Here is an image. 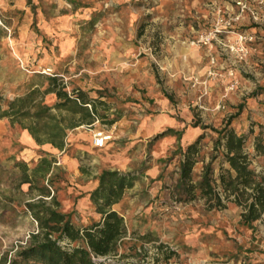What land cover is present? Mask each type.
<instances>
[{
    "label": "rangeland",
    "instance_id": "374dc122",
    "mask_svg": "<svg viewBox=\"0 0 264 264\" xmlns=\"http://www.w3.org/2000/svg\"><path fill=\"white\" fill-rule=\"evenodd\" d=\"M236 1L0 0V98L20 93L31 74L50 76L40 72L50 67L71 95L79 85L91 86L87 96L97 105V121L68 134L65 151L56 154L50 172L38 181L54 194L58 209L70 212L74 223L86 224L96 217L88 202L82 205V197L101 170H145L143 182L127 191L119 205L133 212L139 231L124 234L111 264H264V212L252 227L244 224L243 204L235 194H227L219 180L220 168H228L217 140L225 128L246 134L248 166L264 177V9L243 0L256 11L253 17L240 11ZM218 8L231 28L252 36L245 43V58L237 61L229 52H215L216 75L208 77L220 81L213 90L207 77L181 75L182 82L168 81L160 73L156 52L160 46H155L166 43L165 35L178 23L188 30L183 39L188 43L213 26ZM66 26L80 36L76 52H60L61 29ZM24 33L35 41L26 52H15L13 38ZM106 37L113 48L133 54L122 63L110 60L98 52ZM136 60L147 63L149 75L118 71V65ZM229 68L237 80L232 89L230 81L223 80ZM194 77L206 81L205 92ZM162 97L168 104L158 103ZM153 115L161 116V123L148 132L147 119ZM114 119L118 121L112 125ZM172 122L180 124L177 133ZM195 124L202 126L203 135L192 176L197 182L209 165L213 191L202 195L195 189L189 199L179 181V163L181 149L196 136L186 131ZM98 129L110 135L101 148L92 146ZM42 153L17 123L0 119V259L13 256L36 230L24 203L36 195L37 185L21 181V168L31 174ZM143 212L151 216L144 217Z\"/></svg>",
    "mask_w": 264,
    "mask_h": 264
},
{
    "label": "trees",
    "instance_id": "16d2710c",
    "mask_svg": "<svg viewBox=\"0 0 264 264\" xmlns=\"http://www.w3.org/2000/svg\"><path fill=\"white\" fill-rule=\"evenodd\" d=\"M58 79L56 73L50 76L40 73L32 75L20 93L11 99L0 98V118H7L10 123H17L27 129L38 144L48 142L63 149L66 128L92 118L94 108L86 94H69ZM50 92L57 98L51 106L43 102L44 96ZM86 103L92 106L90 110ZM53 109L78 114L79 119L57 117ZM200 137L181 149L179 181L187 189L189 199L195 196V189L202 195L213 191L209 165L202 170L197 182H190ZM217 140L223 149V160L228 164V168H220V185L227 194H235L238 203L243 204L241 219L252 227L253 221L264 212V177H258L255 170L248 166V156L244 153L245 133L225 128L220 131ZM52 161L46 156L41 157L31 174L22 166L21 181L27 182L30 187L35 183L37 185L36 195L24 203L25 210L36 222V230L29 234L26 244L20 246L13 256L0 259V264H96L93 257L115 256L119 253V243L126 233V226L124 218L110 206L121 198L125 188L132 185L137 173L117 169L101 170L96 176V187L88 193L100 217L89 224H76L70 212L58 209L59 202L48 186L38 184L50 172Z\"/></svg>",
    "mask_w": 264,
    "mask_h": 264
},
{
    "label": "crops",
    "instance_id": "0c3cea01",
    "mask_svg": "<svg viewBox=\"0 0 264 264\" xmlns=\"http://www.w3.org/2000/svg\"><path fill=\"white\" fill-rule=\"evenodd\" d=\"M205 6H206V8H208V7L211 8V6L208 3H206ZM180 24L181 23L175 24L172 28V31L170 33H168L167 35H165L166 39H165V37H164V39H165L166 43H163V44L160 43V44L155 46V47L160 46L158 48V50L156 51L159 53L157 55V58H158L157 61H158L160 69L162 70V71H160V73L163 72V74L165 75V77L168 81L180 80V82H182V80L180 79L181 75L182 76H199L200 79L207 77L206 80L209 84V88H210V90H213L214 86L219 85L218 81H220V79L205 76L206 75L205 73H206L207 69L209 68V59H208L209 52L204 47H193V46H190L188 43H186V44L183 43L184 42L183 39H185L187 36H189V34H188V30L183 31L181 29V26H179ZM190 28H192V27H190ZM68 29H69L68 26L61 29L60 44H59L60 52H66V53L76 52V50L79 47V45H78V41L80 38L79 34L75 33L76 31H74V30L68 31ZM190 31H193V30H190ZM195 33L197 34L198 32L195 31L193 34V37L195 36ZM94 37H96V35H94ZM94 37H92V38H94ZM13 39H14L13 45L16 49L15 52H26L27 49H31L33 42L35 41L33 39V37L27 33H24L23 35L18 36L16 38L14 37ZM104 39H105V43L101 44L103 48L98 49V52H101L104 55L108 56L110 58V60H114L115 62L122 63L126 60V59L124 60V58L129 57L130 55L133 54V52H121L119 48H113L112 43L108 42L109 37H106ZM91 51L95 52V50H91ZM101 53H100V55H101ZM213 53H215V52H213ZM146 64L147 63L142 61V60H136L135 63H132L130 65H125V66L118 65V67H119L118 71L122 72V70H125V71H131V73H136L137 75H139L141 73L149 75L150 71H149V68ZM217 67H218V70L220 71V57L219 56L217 58ZM32 75L33 74L29 75L28 78H26V81L31 79ZM223 80L226 82L231 81V77L225 76V78ZM144 85L145 84H143L140 87L144 88L145 87ZM136 86L138 87V85H136ZM154 88L155 89L157 88L156 83H155ZM64 89L70 94V91L68 90V88L66 89L64 87ZM88 89H91V86L84 84V85H79L77 88H74V90H72V92H73V95H76V93H78V92H83L84 94H86V97L88 98V96H87V93H88L87 90ZM190 90H192V89H190ZM18 93H16L15 95H17ZM15 95H12L8 99L13 98ZM88 99L91 100L92 106L94 108L93 109L94 113H92V118H88L89 120H87V121L86 120L78 121L77 125L68 126L66 128V136H65V142L66 143H65V147L63 149H59V148L53 146L51 143H48V142L38 144L33 139V137L28 132V130L24 129L26 137H28L30 141L34 142L35 144L40 146L42 149L43 155L39 156L38 161L41 157L46 156L47 158L54 160V161H52V164H53L55 162L56 154L62 153L65 151V149L67 147V136L71 131L76 130L78 127H80L82 125L91 126L97 121V119H98L97 114H95V112L97 113V105L92 98H88ZM56 100H57V98H56L55 94L53 92H50L44 96L43 102L45 104L51 106L55 103ZM168 102H169V100L166 97H162V98H160V100H158V103L163 104V105L168 104ZM85 105H87L88 110H90V108L92 107L89 103H86ZM53 113H55L57 117H62V118L74 117L76 119H79L78 114L72 115V113H70L64 109H53ZM117 121H118V119H114L111 124L113 125ZM173 121H174V119H173ZM65 122H66V120L63 121L64 125H65ZM150 122H152V125L150 124ZM160 123H161V116H159L158 118L154 117V115L150 116L147 119V123H146L147 130L146 131L151 132V131L155 130L156 128H158L160 126ZM179 125L175 122H172V125H170V126L174 127L175 130H173V131H175L177 133L176 128ZM143 127H145V126H143ZM186 133L188 136H191V137L193 135L194 136L196 135L195 138L192 137L193 139L190 140L189 142H187V144H188V143L194 141V139H196L199 135H203L202 134L203 129H202V126H200L199 124L190 125L189 128L187 129ZM109 140H110V135L107 138L105 145L107 144V142ZM92 146H93V144H92ZM93 147H95V146H93ZM96 148H101V147H96ZM195 163H196V161H195ZM195 163L192 167V175L194 174V171H195ZM118 170L121 171L120 169H118ZM126 171H135V170L134 169L123 170V172H126ZM144 171L145 170H136L135 171L137 173V176L132 180V185L130 187L125 188L122 195H121V198L117 202L113 203L110 206V209L117 211L124 218V222H125V226H126V233L125 234L138 233L139 227L134 226V223H133L134 215H131L133 212L130 213V211H128L126 209H120L119 205L124 200V195L127 193V191L132 189L137 182H141V181L143 182V179L145 178V176L143 175ZM201 174L202 173H200V178H201ZM190 182H196L193 179V176L191 177ZM97 183H98V181H97V179H95L93 187L90 188L86 192L84 197H82L83 198L82 199L83 200L82 205L84 206V203L88 202L89 206L92 208L91 212L96 217V218L90 220L86 224H89L92 221L98 220L100 217V214L94 210V207H93L92 203L90 202V199L88 196V193L96 187ZM188 198H189V195H188ZM138 212L141 213L142 210H138ZM142 214L144 215V217H150L151 216L149 214H145L144 212ZM126 217L130 218L128 220V224L126 221ZM139 233H143V232H139Z\"/></svg>",
    "mask_w": 264,
    "mask_h": 264
},
{
    "label": "built area",
    "instance_id": "2783aa9c",
    "mask_svg": "<svg viewBox=\"0 0 264 264\" xmlns=\"http://www.w3.org/2000/svg\"><path fill=\"white\" fill-rule=\"evenodd\" d=\"M259 8L264 9V0H252ZM240 11H249L253 17H256V11L243 0L236 1ZM222 33H227L226 36H221ZM252 40V36L241 31H235L231 28L230 21L224 19L220 14V9L217 10V16L213 26L204 32L197 34L194 38L188 41L189 45L193 47H204L209 52V68L207 69V76H215V62L216 58L213 52H229L237 61H241L245 58L248 48L246 46V41ZM41 73L48 75H53L54 72L52 68L45 67L40 70ZM227 75L232 76V80L228 84V88L232 89L237 84L236 78L234 75L233 68L227 70ZM193 82L200 84L202 92H205L206 81L199 80L194 77ZM220 105V104H219ZM108 134L105 133L103 129L95 130L92 134V144L95 147H103ZM112 256H96L93 257L96 264H111L109 259Z\"/></svg>",
    "mask_w": 264,
    "mask_h": 264
}]
</instances>
